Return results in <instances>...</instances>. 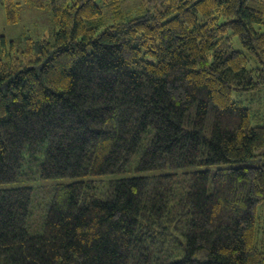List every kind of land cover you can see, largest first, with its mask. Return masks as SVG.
I'll return each instance as SVG.
<instances>
[{"label": "trees", "instance_id": "1", "mask_svg": "<svg viewBox=\"0 0 264 264\" xmlns=\"http://www.w3.org/2000/svg\"><path fill=\"white\" fill-rule=\"evenodd\" d=\"M25 3L51 23L0 39V264H264V0Z\"/></svg>", "mask_w": 264, "mask_h": 264}, {"label": "rangeland", "instance_id": "2", "mask_svg": "<svg viewBox=\"0 0 264 264\" xmlns=\"http://www.w3.org/2000/svg\"><path fill=\"white\" fill-rule=\"evenodd\" d=\"M138 5V1L135 3ZM19 22L10 24L7 22L5 9L0 6V39L14 37L24 31H29L33 36H41L47 31L51 23V11L37 8L36 5L25 3L17 13Z\"/></svg>", "mask_w": 264, "mask_h": 264}]
</instances>
